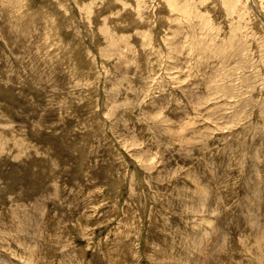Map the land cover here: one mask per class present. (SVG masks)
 <instances>
[{"label": "rangeland", "instance_id": "1", "mask_svg": "<svg viewBox=\"0 0 264 264\" xmlns=\"http://www.w3.org/2000/svg\"><path fill=\"white\" fill-rule=\"evenodd\" d=\"M260 22L0 0V264H264Z\"/></svg>", "mask_w": 264, "mask_h": 264}, {"label": "bare ground", "instance_id": "2", "mask_svg": "<svg viewBox=\"0 0 264 264\" xmlns=\"http://www.w3.org/2000/svg\"><path fill=\"white\" fill-rule=\"evenodd\" d=\"M253 2H254V0H253ZM256 2H257V0H256ZM256 7V6H255ZM241 10V9H240ZM72 15V14H71ZM260 21V19L258 20V22ZM261 23V22H260ZM257 25V24H256ZM261 25H263L262 23H261ZM260 25V26H261ZM264 26V25H263ZM261 28H263V27H261Z\"/></svg>", "mask_w": 264, "mask_h": 264}]
</instances>
